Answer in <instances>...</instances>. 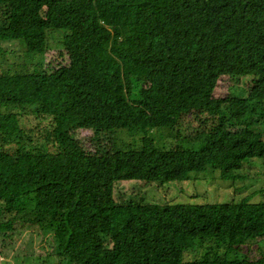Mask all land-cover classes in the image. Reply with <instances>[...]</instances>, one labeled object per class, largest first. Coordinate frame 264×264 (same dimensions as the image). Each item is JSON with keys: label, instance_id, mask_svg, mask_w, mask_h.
Segmentation results:
<instances>
[{"label": "trees", "instance_id": "16d2710c", "mask_svg": "<svg viewBox=\"0 0 264 264\" xmlns=\"http://www.w3.org/2000/svg\"><path fill=\"white\" fill-rule=\"evenodd\" d=\"M58 30L59 62L0 66V239L26 224L64 232L66 264L264 263L249 252L264 241V201L114 198L120 180L210 167L233 181L264 156V0H0V41ZM223 78L247 79L246 94L217 96ZM155 127L178 137L101 143ZM83 129L90 146L74 134Z\"/></svg>", "mask_w": 264, "mask_h": 264}, {"label": "rangeland", "instance_id": "374dc122", "mask_svg": "<svg viewBox=\"0 0 264 264\" xmlns=\"http://www.w3.org/2000/svg\"><path fill=\"white\" fill-rule=\"evenodd\" d=\"M51 31L43 40H9L0 41V66L2 69L37 68L53 62H59L60 39L63 34ZM245 78L238 80L220 79L216 86L217 96L226 92L231 95L240 96L246 94L247 82ZM148 91L153 89L147 86ZM34 123L29 117L22 118L23 126L29 127ZM178 126L183 135L191 131V126ZM174 130L167 128H151L145 133L140 130L127 128L110 131L102 135V144L110 146L114 140L123 148L140 147L142 137L147 135L153 140L157 147L172 145L178 135ZM264 132V131H263ZM75 136L89 145L93 138V131L89 129L76 130ZM182 135V136H183ZM264 138V133H263ZM240 175L236 180H223L218 170L208 168L204 172L191 173L187 180H170L164 182H144L143 180H120L114 185L115 200L122 201L127 197L139 199L143 197L146 202L157 204L165 203H232L243 198L249 202L264 201V156L253 157L244 162L238 171ZM6 216V215H5ZM12 215L7 217L11 218ZM22 218L23 214H18ZM23 230L14 235H1L0 239V264H66L63 255L58 249L64 243L66 233L60 231H42L38 226L22 227ZM38 228V229H35ZM31 233V234H29ZM191 245V242H187ZM197 245L194 243L193 249ZM244 250L248 246L243 247ZM250 255L257 260L264 255V241L250 245ZM264 264V263H262Z\"/></svg>", "mask_w": 264, "mask_h": 264}]
</instances>
